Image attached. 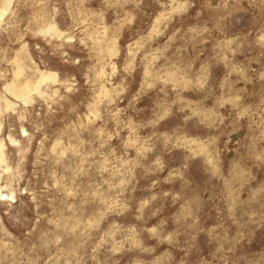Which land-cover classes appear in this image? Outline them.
<instances>
[{"label": "clouds", "instance_id": "obj_1", "mask_svg": "<svg viewBox=\"0 0 264 264\" xmlns=\"http://www.w3.org/2000/svg\"><path fill=\"white\" fill-rule=\"evenodd\" d=\"M0 264H264V0H0Z\"/></svg>", "mask_w": 264, "mask_h": 264}]
</instances>
